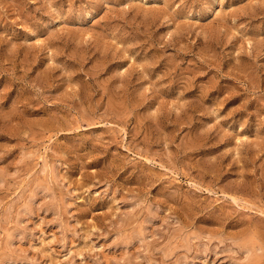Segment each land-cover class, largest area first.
Returning a JSON list of instances; mask_svg holds the SVG:
<instances>
[{
  "label": "rangeland",
  "instance_id": "obj_1",
  "mask_svg": "<svg viewBox=\"0 0 264 264\" xmlns=\"http://www.w3.org/2000/svg\"><path fill=\"white\" fill-rule=\"evenodd\" d=\"M0 264H264V0H0Z\"/></svg>",
  "mask_w": 264,
  "mask_h": 264
},
{
  "label": "bare ground",
  "instance_id": "obj_2",
  "mask_svg": "<svg viewBox=\"0 0 264 264\" xmlns=\"http://www.w3.org/2000/svg\"><path fill=\"white\" fill-rule=\"evenodd\" d=\"M252 247V246H251ZM255 252V251H254ZM249 255V254H248Z\"/></svg>",
  "mask_w": 264,
  "mask_h": 264
}]
</instances>
